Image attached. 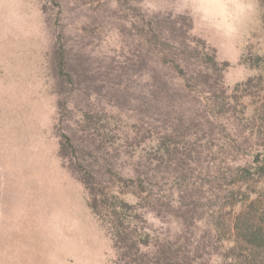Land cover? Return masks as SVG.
I'll use <instances>...</instances> for the list:
<instances>
[{"label": "rangeland", "instance_id": "rangeland-1", "mask_svg": "<svg viewBox=\"0 0 264 264\" xmlns=\"http://www.w3.org/2000/svg\"><path fill=\"white\" fill-rule=\"evenodd\" d=\"M139 13L191 17V33L228 62L229 89L264 75L242 63L264 55V0H0V264H117L68 165L79 162L105 182L109 171L131 175L133 150L154 145L151 134L171 125L173 109L149 95L150 77L171 73L145 47L138 63L130 21ZM62 135L70 159L58 156ZM198 145L199 165L223 160L217 147ZM158 155H150L154 192L176 199L173 165ZM166 209L143 214L149 229L172 237L182 225ZM196 223L186 228L199 235L205 226Z\"/></svg>", "mask_w": 264, "mask_h": 264}, {"label": "trees", "instance_id": "trees-1", "mask_svg": "<svg viewBox=\"0 0 264 264\" xmlns=\"http://www.w3.org/2000/svg\"><path fill=\"white\" fill-rule=\"evenodd\" d=\"M136 20L130 24L140 45L138 63L145 47L155 65L171 73L166 79L150 77L154 90L149 89L175 112L171 125L151 134L154 145L133 150L136 170L131 175L109 171L105 182L79 162L78 169L68 165L111 240L116 263L264 264V75L248 76L229 89L223 82L228 62L217 60L215 49L191 33V17L140 14ZM243 62L264 71V55ZM62 138L58 156L65 160L72 145L68 136ZM198 144L217 147L225 155L224 167L219 161L199 165ZM153 152H159L163 164L173 165L176 199L165 201L154 192ZM196 168L198 177L193 176ZM166 208L182 225L172 237L149 229L143 214L144 209L165 214ZM201 221L205 227L199 235L187 231Z\"/></svg>", "mask_w": 264, "mask_h": 264}]
</instances>
